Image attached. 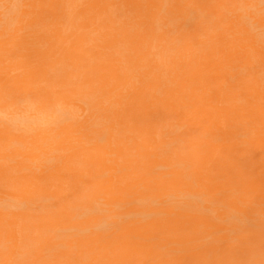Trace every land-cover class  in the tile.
I'll list each match as a JSON object with an SVG mask.
<instances>
[{
  "label": "rangeland",
  "instance_id": "obj_1",
  "mask_svg": "<svg viewBox=\"0 0 264 264\" xmlns=\"http://www.w3.org/2000/svg\"><path fill=\"white\" fill-rule=\"evenodd\" d=\"M254 2L246 0L227 25L230 34L240 35L233 46H243L242 41L247 44L242 52H221L227 48H221L220 40L205 41L198 28L203 15H187L191 6L184 2L178 6L174 2V9L165 8L168 14L158 17L163 19L159 24L152 16L137 19L141 21H135L134 31L129 30L128 22L116 18L98 26L95 21L74 24L86 38L83 46L105 40L114 48L90 64L99 68L98 80H103L95 93L77 95L79 89L72 83L59 90L67 97L64 103L80 117L78 124H62L47 133L48 140L21 150L29 155H11L10 165L0 157V170L18 167L15 170L26 176L44 158L63 157V163L54 164V158L48 161L52 170L42 187L48 192L44 198H34L35 189L15 193L0 188L5 197L0 200V221L8 224L12 214H20L21 229L32 224L42 241L32 247L28 237L34 234L22 232L19 245L7 249L8 260L22 264H141L129 251L131 239L144 236L146 232L141 231L151 225L147 232L169 233L174 222L185 223L187 231L193 226L204 229L183 246L187 254L180 252V264H187L183 262L187 258L207 257L222 264L221 257L227 252L264 251L262 203L233 205L232 186L238 180L227 179L230 172L243 170L240 174L250 181L254 172L246 157L264 148V63L255 59L264 56V49L255 50L251 45L260 44L257 38L262 40L253 28L263 25L264 18L254 12ZM127 30L132 41H145L143 46L132 45L128 55ZM152 42L158 49L146 48ZM167 42H171L168 48ZM176 54L175 62L171 56ZM227 58L232 61L226 62ZM70 76H75L74 70ZM42 96L36 97L42 100ZM20 105L24 107V103ZM25 118L33 126L20 131L43 126L32 116ZM13 123L16 128L18 123ZM61 131H70L75 141L82 138L85 148L66 155V146L56 136ZM76 145L79 143L68 149ZM62 166L59 177L54 169ZM154 174H162L161 179L147 178ZM111 175L115 182L104 193L101 179ZM96 180L100 185L94 186ZM0 185L13 186L8 181ZM27 206L36 210L29 211ZM205 217L210 219L207 226ZM147 249L154 257L162 254L177 259V240L166 241L163 235L156 242L147 241ZM259 262L264 264V259Z\"/></svg>",
  "mask_w": 264,
  "mask_h": 264
},
{
  "label": "bare ground",
  "instance_id": "obj_2",
  "mask_svg": "<svg viewBox=\"0 0 264 264\" xmlns=\"http://www.w3.org/2000/svg\"><path fill=\"white\" fill-rule=\"evenodd\" d=\"M174 2H177V6L180 2L190 5L191 10L187 15L196 17L198 12L203 15L202 25L198 27L201 28L199 33L205 35V41L220 40L221 48H227L221 49V52H228V49L242 52L243 46L247 45L242 41L243 46L239 48L233 46L237 44L240 35L230 34L227 27L237 15L238 10L244 7L243 4L246 0H0V157L6 159L7 165H10L9 162L14 160L10 157L11 155L27 154L22 151L31 150L36 141L48 140L47 133L59 129L62 124H78L80 117L76 116V113L64 103L67 97L62 96L64 94L59 92L60 89L65 88L67 83H72L79 89L77 95L83 96L84 93H95L100 82L103 81L98 80L99 68L90 66V64L94 59L104 56L106 50L111 46L105 40H99L86 47L83 46L86 38L82 33L77 32L74 24L79 26L81 23L85 25L95 21L96 26H98L112 22L116 18L128 22L129 30L134 31L137 28L135 21L144 20L147 16H152L155 23L159 24L160 20L163 22V19L158 17H165L168 14V12L164 13L165 8L174 9ZM254 3V12L264 18V0H255ZM170 13L175 12L170 11ZM99 17L102 18L97 21ZM253 29L259 31L258 35L262 40L260 42L257 38L256 41L260 44H250L255 50L264 49V24L255 25ZM196 32H198L197 29ZM125 37L127 55L131 52L132 45L143 46L145 44V41L142 42L140 39L132 41L128 36V30ZM248 37L253 40L250 35ZM112 40L116 42L114 37ZM170 43L167 42L166 47ZM157 45V43L152 42L146 48L155 50L158 49ZM81 47L87 49L82 50ZM113 48L114 46L110 52L113 51ZM208 51L209 49L203 51L202 54L205 55ZM90 52H95L96 55L92 56ZM171 57L175 62L177 61V54ZM255 59L264 63V56H255ZM231 61L230 58L226 59V62ZM162 64L164 72L167 73L165 69L167 64L164 61ZM73 70L75 76L71 77L70 73ZM174 77L177 80V73L174 74ZM38 95H43L42 100L36 97ZM44 101L49 102L45 103ZM20 102L24 103V107L20 105L22 104ZM2 116L18 123L16 128L12 121ZM25 116H32L39 125L43 126L38 129L30 128L28 131H20L23 127L33 126L26 120ZM13 133L19 134L18 137H10L9 139L8 136ZM56 136L60 137L61 144L66 146V155L68 151L74 152L86 146L82 142V138L73 140L74 136L70 131H61ZM76 143H79V146L76 145L68 149L69 146ZM51 158L55 159L54 164L63 163L61 156H51ZM51 158H44L41 162L34 164V167L29 169L30 173L27 176L21 171L15 170L18 167H14L10 171L0 170V183L8 181L13 185L10 187L0 185V188H9L15 193L26 188L35 189L33 193L38 194H35L34 198H44L48 192L43 191L42 187L49 174L47 173L48 170H52L48 163V161H53ZM246 159L250 162L251 172H254L250 181L246 180L244 174H240L243 170H234V172L227 174V179L238 180L237 184L232 186V192L236 198L232 204L241 207L249 203L247 201H260L264 207V181H260V178L264 177V148L260 147L258 151L251 153ZM54 171V174L60 177L64 171V166L56 168ZM161 175L154 174L147 178L159 180ZM101 180L100 190L108 193L110 186L115 182L113 175ZM93 184L98 186L100 181L96 180ZM1 189L0 200H3L5 197ZM21 201L23 199L19 202ZM27 207L29 211L36 210L31 206ZM244 208L250 210L249 206ZM23 209L27 211L26 207ZM27 215L30 216L28 213ZM19 218L20 214H12L8 224L0 221V264H22L8 260L9 252L7 249L19 245L22 232L26 236L35 233L32 224L22 225V230L21 224H18ZM205 218L203 223L207 226L210 224V219ZM160 227L164 228L161 225ZM152 228L153 225L147 227L146 231L142 230L141 232L146 233L139 239H131L129 251L137 257L141 264H180V252L184 255L187 254V249H182L183 246L192 240L196 231L201 233L204 231L203 228L196 226L187 231L186 224L183 222H174L172 230L164 234L165 230L161 231L162 234L147 232ZM160 235L165 236L166 241L174 242L177 240V259L174 261L162 254L154 257L152 252L147 249V241L156 242ZM262 238L261 243L264 245V236ZM28 239L32 247H38L42 244L36 234L28 237ZM209 251L213 252V247ZM263 255L264 251L237 250L234 253L227 252L220 261L222 264H261L259 260L264 259ZM207 258L199 260L187 258L183 262L187 264L219 263V260L212 261L209 260L210 257Z\"/></svg>",
  "mask_w": 264,
  "mask_h": 264
}]
</instances>
